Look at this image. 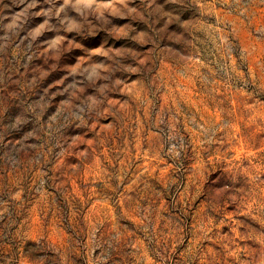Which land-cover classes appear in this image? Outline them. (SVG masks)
Returning <instances> with one entry per match:
<instances>
[{
  "label": "rangeland",
  "instance_id": "rangeland-1",
  "mask_svg": "<svg viewBox=\"0 0 264 264\" xmlns=\"http://www.w3.org/2000/svg\"><path fill=\"white\" fill-rule=\"evenodd\" d=\"M0 264H264V0H0Z\"/></svg>",
  "mask_w": 264,
  "mask_h": 264
}]
</instances>
